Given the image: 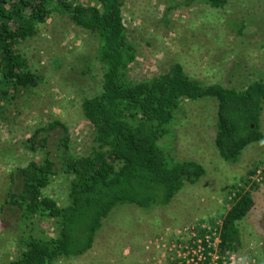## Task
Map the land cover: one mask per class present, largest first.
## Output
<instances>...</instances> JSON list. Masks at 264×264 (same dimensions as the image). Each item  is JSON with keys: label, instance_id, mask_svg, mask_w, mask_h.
I'll list each match as a JSON object with an SVG mask.
<instances>
[{"label": "rangeland", "instance_id": "1", "mask_svg": "<svg viewBox=\"0 0 264 264\" xmlns=\"http://www.w3.org/2000/svg\"><path fill=\"white\" fill-rule=\"evenodd\" d=\"M123 11L129 39L137 47L130 68L135 78L158 76L175 63L205 84L241 89L264 78V0H232L221 9L202 0H126ZM20 47L41 80L34 88L21 89L14 98H0V200L12 168L43 158L42 153L25 151L21 141L50 120L60 119L69 127L73 155L89 151L93 129L82 115L81 98L100 94L103 85L98 39L67 16L53 14ZM217 110L215 98L186 100L170 126L175 157L205 166L206 174L199 182L186 184L168 207L115 209L88 253L56 264H181L182 249L198 241L192 228L199 240L217 238L220 215L230 206L235 186L251 189L256 204L239 224L242 249L222 254L216 247L214 260L219 264H264V141L247 146L238 162L227 163L214 140ZM261 129L264 132V110ZM68 183L67 175L56 176L45 194L64 205ZM37 224L52 234L50 221ZM19 255L15 239L0 224V264Z\"/></svg>", "mask_w": 264, "mask_h": 264}, {"label": "trees", "instance_id": "2", "mask_svg": "<svg viewBox=\"0 0 264 264\" xmlns=\"http://www.w3.org/2000/svg\"><path fill=\"white\" fill-rule=\"evenodd\" d=\"M125 1L96 0L90 5L74 0H0L1 100L39 85L41 77L20 45L53 14L69 17L98 39L97 59L103 68L102 92L81 98L82 115L93 129L86 154H72L70 129L60 119L50 120L21 141L25 151L42 153L43 158L9 172L0 200V224L15 239L20 255L5 264H56L83 256L94 247L115 209L168 207L186 184L199 182L205 166L193 159L178 160L170 138V126L186 100L218 101L214 140L227 163L238 162L247 146L264 141V78L241 89L205 84L188 75L180 63L155 77L138 79L130 74L137 47L125 24ZM202 1L221 9L232 0ZM59 175L69 179L64 205L45 194ZM231 196L217 226L222 254L242 249L239 224L256 204L251 189L235 186ZM39 220L50 221L52 234L38 228Z\"/></svg>", "mask_w": 264, "mask_h": 264}, {"label": "built area", "instance_id": "3", "mask_svg": "<svg viewBox=\"0 0 264 264\" xmlns=\"http://www.w3.org/2000/svg\"><path fill=\"white\" fill-rule=\"evenodd\" d=\"M194 228H192V235L198 241L194 244L191 245L190 247L187 246L183 250L184 255L179 257V261H181V264H219L214 260V254L216 253V247H218L219 252H221L219 243H220V238H219V232H217V238L213 240L211 236L201 238H197L198 236L195 235ZM216 231H218L216 229ZM195 235V236H194ZM181 250V251H182ZM191 256L192 259L190 258L189 260H186L187 257ZM235 264V263H232Z\"/></svg>", "mask_w": 264, "mask_h": 264}]
</instances>
